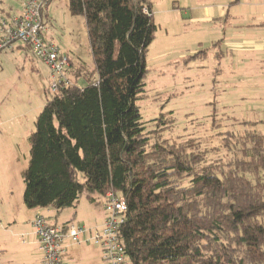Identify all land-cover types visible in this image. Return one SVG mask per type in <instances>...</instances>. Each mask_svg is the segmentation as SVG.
I'll return each instance as SVG.
<instances>
[{"label": "trees", "instance_id": "trees-1", "mask_svg": "<svg viewBox=\"0 0 264 264\" xmlns=\"http://www.w3.org/2000/svg\"><path fill=\"white\" fill-rule=\"evenodd\" d=\"M69 11L85 19L97 77L80 87L67 74L38 115L25 206L60 213L113 192L127 204V264H264V134L226 133V157L208 163L194 140L145 132L152 0H69Z\"/></svg>", "mask_w": 264, "mask_h": 264}, {"label": "rangeland", "instance_id": "rangeland-1", "mask_svg": "<svg viewBox=\"0 0 264 264\" xmlns=\"http://www.w3.org/2000/svg\"><path fill=\"white\" fill-rule=\"evenodd\" d=\"M22 1L0 0V20L21 13ZM236 1L152 0L157 31L146 57V93L138 102L145 132L160 126L166 128L163 140H194L196 151L207 153L208 163L226 157V152L217 150L226 133L243 134L255 128L264 134V0ZM202 4L229 6L230 18L194 21L185 9ZM45 15L46 37L77 67L82 65L81 75L70 78L86 86L85 77L97 75L84 17L71 15L69 0H53ZM50 87L51 69L33 54L27 59L10 50L0 54V212L4 215L19 193L23 198L28 139L52 98ZM79 177L83 181V175ZM6 190H10L7 196ZM93 197L96 203L84 194L77 208L63 213L78 209L87 220L82 224L101 225L106 218L105 199ZM88 209H94L93 214ZM77 219L74 223L79 224ZM1 220L0 264H36L38 254L26 244L32 226Z\"/></svg>", "mask_w": 264, "mask_h": 264}, {"label": "built area", "instance_id": "built-area-1", "mask_svg": "<svg viewBox=\"0 0 264 264\" xmlns=\"http://www.w3.org/2000/svg\"><path fill=\"white\" fill-rule=\"evenodd\" d=\"M50 6V5H49ZM48 0H23L22 11L9 20H0V54L12 50L20 43L29 48L35 58L51 69V92H59L63 85H69L67 69L69 57L60 47L46 37L48 28L44 22L49 8ZM127 204L124 197L110 192L105 197L106 218L100 229H88L85 226L51 224L38 211L32 222L43 254V264H64L66 243L71 241L80 245L85 242L97 244L106 264H127V256L121 240V229L125 223ZM89 235V236H88ZM89 237L88 240H83Z\"/></svg>", "mask_w": 264, "mask_h": 264}, {"label": "crops", "instance_id": "crops-1", "mask_svg": "<svg viewBox=\"0 0 264 264\" xmlns=\"http://www.w3.org/2000/svg\"><path fill=\"white\" fill-rule=\"evenodd\" d=\"M240 0H237L236 2H239ZM219 8V9H218ZM218 8H216L215 6L209 5V4H202V5H198V6H192L190 8H187L185 10H187L191 16V19H193L194 21L197 22H202V21H206V22H210V21H214L216 20L217 17L221 16L223 18H230V9L229 6H219ZM220 12V13H219ZM20 12L16 15H19ZM13 15V16H16ZM12 17V16H10ZM48 40H50L48 38ZM51 42H53L52 40H50ZM12 52L16 57L18 58H25L27 59L29 54H32L31 51L29 50V48L25 47L24 45L20 44V43H16L13 46V49L10 51ZM64 55L68 56L70 58V65L67 69V74L69 75V77L72 75L74 77H78L81 75L82 70L80 69L82 67V65L79 63V66L77 67V64H75V61L69 56V54L63 53ZM81 65V66H80ZM71 76V77H72ZM252 125L255 124V126L257 125L256 122L251 123ZM255 129V128H254ZM256 130V129H255ZM261 133V132H260ZM24 190H25V186H24ZM4 193L6 194L5 196H7L10 193V190H6V192L4 191ZM19 198L15 200L14 204H11V202H9L8 206V213L6 215H4L3 213L0 212V217H3V219H5V221L9 222V225H16L18 222H20L22 225L24 224V221H26V223L31 227L28 229L29 232V242H27L26 244L29 245V247H31V250L34 251L35 253L38 254V258L36 261V264H43V255H40V250L39 249V241H38V237L36 235L35 229L33 227V220L35 218V215L38 211H40L48 220L51 224H56V225H68V224H77L74 223V220L77 219L78 223L77 225L80 226H85L89 229L95 230V229H101L104 225L105 222V217L104 220L102 222L101 225L98 226H94V224L92 225H86L89 222H86V224H82L80 221H87L86 219H84L81 216V213L79 212L78 209H76L74 212H67V213H63L64 210L60 213H58L55 209L53 208H46V209H36V210H32V209H28L25 206L24 203V194H23V198L21 193H19ZM9 199V198H7ZM11 199V197H10ZM80 203V201H79ZM78 203V204H79ZM78 204L75 207H71V208H77ZM89 210V209H88ZM94 209H90L89 212L91 214H93ZM21 214H23L24 216L21 217L19 219V217L21 216ZM19 219V220H18ZM2 221V220H1ZM1 226L3 221L0 222ZM91 224V222H90ZM8 230V229H7ZM9 233V232H8ZM89 237L84 238L83 240H88ZM2 250H0L1 252ZM64 264H106L103 261V253L100 249V247L98 245H94V244H90V242H85L82 243L80 245L74 244L71 241H68L66 243V256L63 260Z\"/></svg>", "mask_w": 264, "mask_h": 264}]
</instances>
